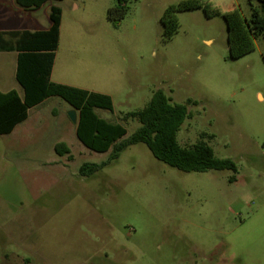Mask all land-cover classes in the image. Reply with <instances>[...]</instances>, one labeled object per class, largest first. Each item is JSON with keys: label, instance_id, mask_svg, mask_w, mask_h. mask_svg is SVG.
Returning <instances> with one entry per match:
<instances>
[{"label": "rangeland", "instance_id": "374dc122", "mask_svg": "<svg viewBox=\"0 0 264 264\" xmlns=\"http://www.w3.org/2000/svg\"><path fill=\"white\" fill-rule=\"evenodd\" d=\"M181 1L124 0L117 24L106 15L116 0H49L23 12L0 3V27L43 30L60 8L51 81L110 96L113 111L95 113L122 124L124 138L139 127L124 116L162 90L188 106L178 143L203 140L237 167L185 173L139 143L81 177L83 163L110 151L85 148L71 107L47 98L0 136V264H264V37L242 30L257 1L198 0L175 13L166 38L161 18ZM14 72L15 53L0 55V92L22 95ZM60 142L69 155L55 153Z\"/></svg>", "mask_w": 264, "mask_h": 264}, {"label": "trees", "instance_id": "16d2710c", "mask_svg": "<svg viewBox=\"0 0 264 264\" xmlns=\"http://www.w3.org/2000/svg\"><path fill=\"white\" fill-rule=\"evenodd\" d=\"M25 9H38L49 0H14ZM251 14L244 19L242 30L247 40L264 37V0H256ZM200 7L198 0H183L166 9L161 24L166 38H170L178 28L175 15L178 11ZM124 0H116V5L107 10V19L117 24L127 14ZM50 26L44 31L0 32V51H15L16 68L14 78L22 89V95L15 90L0 92V135H7L27 118L28 110L50 97H59L71 109L76 110L75 134L78 141L96 153L110 151L106 161L99 164L83 163L79 168L81 177H89L116 161L129 146L142 143L158 161L185 173H204L210 170L237 172L231 159L215 156L213 149L203 140L191 146H181L177 134L189 116L187 104L173 103L162 90L153 93L147 105L124 118L136 120L139 127L128 137L126 128L120 123H112L100 118L95 109L113 111L110 96L102 93L68 86L51 81V74L58 47L61 10L52 6L49 14ZM264 149V143L262 145ZM58 156L69 155L63 142L54 146ZM231 180H234L232 177Z\"/></svg>", "mask_w": 264, "mask_h": 264}, {"label": "crops", "instance_id": "0c3cea01", "mask_svg": "<svg viewBox=\"0 0 264 264\" xmlns=\"http://www.w3.org/2000/svg\"><path fill=\"white\" fill-rule=\"evenodd\" d=\"M0 3L1 4H6V5H10L15 11H19V12H23L24 10H27V9H25V8H22V7H20L14 0H0ZM45 4V3H44ZM52 7V6H51ZM51 7H50V9H51ZM74 7H76V5H74ZM23 9V10H22ZM50 14V13H49ZM61 23H62V13H61ZM49 26H50V23H49V25L47 26V28L46 29H43V30H37V29H29V28H27V27H16L15 25H13L12 23H10V25H8V26H6V25H4V26H2V27H0V32H4V33H6V32H15V31H30V32H35V31H44V30H47L48 28H49ZM60 27H61V25H60ZM60 36V35H59ZM9 53H15V68H16V56H17V54H16V52L15 51H0V55H7V54H9ZM53 71V70H52ZM15 73V72H14ZM52 75V74H51ZM55 83H60V84H62V82H55ZM36 107V106H35ZM34 108V107H33ZM32 109V108H31ZM30 110V109H29ZM29 110H28V112H29ZM27 118H28V113H27ZM26 118V119H27ZM25 121V120H24ZM23 121V122H24ZM19 125V124H18ZM16 128V127H15ZM14 128V129H15ZM13 129V130H14ZM13 132V131H12ZM11 132V133H12ZM11 133H9V134H11ZM9 134H7V135H9ZM0 136H3V135H0Z\"/></svg>", "mask_w": 264, "mask_h": 264}, {"label": "water", "instance_id": "95a60500", "mask_svg": "<svg viewBox=\"0 0 264 264\" xmlns=\"http://www.w3.org/2000/svg\"><path fill=\"white\" fill-rule=\"evenodd\" d=\"M68 117L70 119V121L76 125L77 123V113H76V110L74 109H71L69 112H68Z\"/></svg>", "mask_w": 264, "mask_h": 264}]
</instances>
